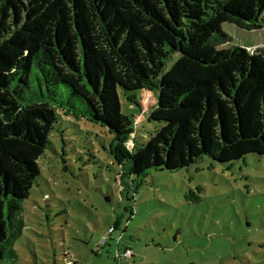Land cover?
<instances>
[{"label":"trees","instance_id":"trees-1","mask_svg":"<svg viewBox=\"0 0 264 264\" xmlns=\"http://www.w3.org/2000/svg\"><path fill=\"white\" fill-rule=\"evenodd\" d=\"M235 22L262 29L264 0H0V264L19 261L25 202L60 112L107 128L123 149L137 143L138 117L121 96L155 95L148 121L159 128L114 157L129 201L152 171L264 157V47L228 48Z\"/></svg>","mask_w":264,"mask_h":264},{"label":"rangeland","instance_id":"rangeland-1","mask_svg":"<svg viewBox=\"0 0 264 264\" xmlns=\"http://www.w3.org/2000/svg\"><path fill=\"white\" fill-rule=\"evenodd\" d=\"M224 31L232 39L228 48L253 53L264 47V27L235 22ZM29 44L32 56L39 43ZM121 102L124 114L138 117L137 143L123 149L112 147L107 128L60 112L39 162L42 175L25 202L17 264H117L118 250L120 264H128L123 255L129 248L127 260L135 264H264V157L152 171L129 201L114 157L131 156L159 128L148 121L157 99L140 92ZM190 190L199 203L186 199Z\"/></svg>","mask_w":264,"mask_h":264},{"label":"built area","instance_id":"built-area-1","mask_svg":"<svg viewBox=\"0 0 264 264\" xmlns=\"http://www.w3.org/2000/svg\"><path fill=\"white\" fill-rule=\"evenodd\" d=\"M113 231H114V230H113ZM131 255H132V250L129 249L128 251H126V252L124 253L123 257L126 258V260H127V258H129Z\"/></svg>","mask_w":264,"mask_h":264}]
</instances>
